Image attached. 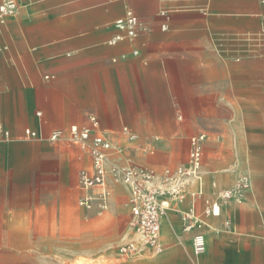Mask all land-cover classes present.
Segmentation results:
<instances>
[{
	"label": "crops",
	"instance_id": "1",
	"mask_svg": "<svg viewBox=\"0 0 264 264\" xmlns=\"http://www.w3.org/2000/svg\"><path fill=\"white\" fill-rule=\"evenodd\" d=\"M17 1L18 12L0 23V126L10 136L6 139L0 131V179H31L50 162L56 170L45 173L70 179L77 162L89 166V155L75 157L77 151L67 139L52 142L48 137L55 129L87 125L90 114L111 134L118 133V127L136 133L121 115L113 114L125 102L122 87L132 81L146 89L152 83L154 90L147 89L141 97L162 105L160 118L168 131L167 105L174 99L159 90L162 83L192 72L200 84L207 67L203 53L243 55L249 35L264 31V0ZM128 10L147 24L135 38L115 26ZM127 99L139 103L136 93L127 94ZM112 123L114 128L105 127ZM26 129L40 137L28 139ZM113 140L119 143L121 137ZM138 142L128 140L124 151ZM255 173L264 178V168L256 167ZM251 181L242 203L223 205L219 217L204 216L205 253L194 255L195 231L183 229L180 212L189 208L188 197L162 220L165 251L127 264H264V179ZM232 185L221 187L215 179L208 185L204 177V197L213 198ZM111 186L120 194L121 186ZM197 208L201 213L202 198Z\"/></svg>",
	"mask_w": 264,
	"mask_h": 264
},
{
	"label": "rangeland",
	"instance_id": "2",
	"mask_svg": "<svg viewBox=\"0 0 264 264\" xmlns=\"http://www.w3.org/2000/svg\"><path fill=\"white\" fill-rule=\"evenodd\" d=\"M247 41L249 48L243 55L203 53L207 67L200 84L192 72H185L184 78L175 74L162 83L159 90L174 99L167 105L168 131L160 118L162 105L141 97L147 89L154 90L152 83L148 82L147 89L140 81L123 86V110L115 107L113 114L121 115L136 130L132 141L139 138V142L114 155L121 156L123 163L130 161L162 173L167 166L188 161L191 138L204 135L202 173L208 185L215 179L228 187L243 173L264 179L255 173L256 167L264 168L263 29L251 33ZM131 92L138 95L136 106L128 102ZM245 96L248 102H242ZM116 129V134L105 132L112 138L120 136L121 141L115 142L125 149L129 139L123 129ZM69 143L77 151L75 157L87 155ZM48 164L43 163L41 174L31 179H0V264H127L139 258L121 249L134 238L128 227L127 187L118 184L120 194H115L111 186L107 210L100 212L97 206L88 210L79 204V173L85 162H77L70 179L45 173L56 170L53 162ZM152 256L147 252L143 257Z\"/></svg>",
	"mask_w": 264,
	"mask_h": 264
},
{
	"label": "built area",
	"instance_id": "3",
	"mask_svg": "<svg viewBox=\"0 0 264 264\" xmlns=\"http://www.w3.org/2000/svg\"><path fill=\"white\" fill-rule=\"evenodd\" d=\"M18 10L17 0H0V23L14 16ZM115 26L129 38H135L140 32L147 30V24L132 10L118 18ZM120 39L123 37H116V40ZM88 120L89 123L84 126L72 125L66 130L55 129L48 139L52 142L67 139L89 155V166L79 173V187L82 191L79 204L83 208L91 210L97 206L100 212L109 208V180L127 187L128 227L134 238L121 249L129 257H142L147 252L158 255L165 251L161 238L162 220L174 204L183 203L188 197L191 198L189 208L180 212L183 229L187 232L195 231L192 238L193 252L195 256L202 255L207 250L204 232L207 223L201 216L219 217L223 205L229 202L242 203L252 188L251 177L243 173L231 187L218 190L213 198H205L204 208L200 213L197 202L205 196L202 173L204 135L191 138L187 163L175 168L167 167L159 173L130 161L123 163L121 156L114 155L118 150L116 142L101 129L98 118L90 114ZM0 131L4 138L10 137L9 132L4 131L1 126ZM123 132L131 141L136 138L128 127H123ZM25 134L28 139L40 137L32 129H26Z\"/></svg>",
	"mask_w": 264,
	"mask_h": 264
},
{
	"label": "bare ground",
	"instance_id": "4",
	"mask_svg": "<svg viewBox=\"0 0 264 264\" xmlns=\"http://www.w3.org/2000/svg\"><path fill=\"white\" fill-rule=\"evenodd\" d=\"M5 21H7V19H6ZM5 21H4V22H5ZM4 22H3V23H4ZM1 24H2V23H1ZM123 148H124V147H123ZM123 148H122L121 146L118 145V152H123V151H124ZM167 233H168V232H165V233H164V237L167 236ZM123 263H124V262H123ZM123 263H122V264H123ZM120 264H121V263H120Z\"/></svg>",
	"mask_w": 264,
	"mask_h": 264
}]
</instances>
